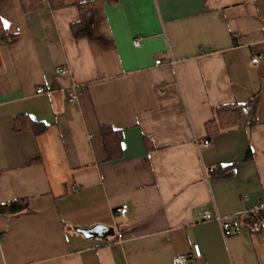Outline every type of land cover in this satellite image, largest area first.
Wrapping results in <instances>:
<instances>
[{
	"label": "crops",
	"instance_id": "1",
	"mask_svg": "<svg viewBox=\"0 0 264 264\" xmlns=\"http://www.w3.org/2000/svg\"><path fill=\"white\" fill-rule=\"evenodd\" d=\"M85 1L0 12L19 34L0 43V203L29 199L0 213V264H174L193 244L191 264H264V0H92L95 27L75 38ZM256 95V125L208 136L216 107ZM18 115L48 128L16 130ZM102 124L120 131L121 158Z\"/></svg>",
	"mask_w": 264,
	"mask_h": 264
},
{
	"label": "trees",
	"instance_id": "2",
	"mask_svg": "<svg viewBox=\"0 0 264 264\" xmlns=\"http://www.w3.org/2000/svg\"><path fill=\"white\" fill-rule=\"evenodd\" d=\"M52 8L65 6L62 0H49ZM113 2L115 0H107ZM10 0H0V12L8 5ZM25 13L36 11L44 6V0H20ZM80 12V19L71 23L70 28L75 38L87 37L93 31L98 19V11L95 2L92 0L79 2L76 4ZM18 33H8L3 26V20H0V43L11 44L18 40ZM259 97L256 95L243 103L223 104L216 107L215 117L206 123L208 136L216 134L223 128L231 126L252 127L257 124V108ZM13 126L16 130L31 129L36 135L45 133L48 124L37 121L27 115H18L13 120ZM104 148L108 154L109 160L121 158L122 140L121 133L110 124H102L100 127ZM212 172L217 175L228 176L232 169L227 166L217 167ZM29 205L28 198H19L8 202L0 203V213L4 215L14 214L25 210ZM255 220L264 219V209L258 210Z\"/></svg>",
	"mask_w": 264,
	"mask_h": 264
},
{
	"label": "built area",
	"instance_id": "3",
	"mask_svg": "<svg viewBox=\"0 0 264 264\" xmlns=\"http://www.w3.org/2000/svg\"><path fill=\"white\" fill-rule=\"evenodd\" d=\"M139 38H136L134 40V44L136 46L139 45ZM260 60V57L259 56H255L253 59H252V62L255 64V63H258ZM162 60L159 59L156 61L157 64L161 63ZM57 72L59 74H66L68 72V68L66 67H58L57 68ZM39 93L43 92L44 89L43 88H39L37 90ZM78 96H79V93L77 90H72L70 93H69V100L70 101H76L78 99ZM212 144V141L210 138H204V139H200L197 141V145L198 147L201 149V148H204V147H209L210 145ZM77 188L76 187H73V191H76ZM128 211V207L126 204H122L120 207H118L116 209V214L120 215V216H125L126 213ZM198 219L200 220H217L220 225H221V228L223 230V233L225 236H228L232 233V225H231V222L230 220L219 214L217 211H211V210H203L200 214H199V217ZM202 255V252H201V248L199 246V244H193L192 245V250H191V253L190 254H178L176 257H175V260H174V264H191L194 260L200 258Z\"/></svg>",
	"mask_w": 264,
	"mask_h": 264
},
{
	"label": "water",
	"instance_id": "4",
	"mask_svg": "<svg viewBox=\"0 0 264 264\" xmlns=\"http://www.w3.org/2000/svg\"><path fill=\"white\" fill-rule=\"evenodd\" d=\"M104 229H107V228L104 226H96L91 229H80V231L86 235H92L94 233H100L101 231H104Z\"/></svg>",
	"mask_w": 264,
	"mask_h": 264
},
{
	"label": "snow or ice",
	"instance_id": "5",
	"mask_svg": "<svg viewBox=\"0 0 264 264\" xmlns=\"http://www.w3.org/2000/svg\"><path fill=\"white\" fill-rule=\"evenodd\" d=\"M3 18L2 17H0V20H2ZM3 26L5 27V28H7L8 26H9V24H8V21L7 20H3Z\"/></svg>",
	"mask_w": 264,
	"mask_h": 264
}]
</instances>
